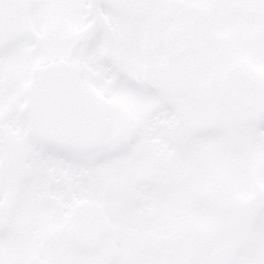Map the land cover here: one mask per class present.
Instances as JSON below:
<instances>
[{
	"label": "snow or ice",
	"instance_id": "6c2138e0",
	"mask_svg": "<svg viewBox=\"0 0 264 264\" xmlns=\"http://www.w3.org/2000/svg\"><path fill=\"white\" fill-rule=\"evenodd\" d=\"M0 264H264V0H0Z\"/></svg>",
	"mask_w": 264,
	"mask_h": 264
}]
</instances>
